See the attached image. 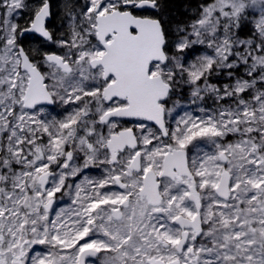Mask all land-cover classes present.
<instances>
[{"label":"snow or ice","instance_id":"obj_1","mask_svg":"<svg viewBox=\"0 0 264 264\" xmlns=\"http://www.w3.org/2000/svg\"><path fill=\"white\" fill-rule=\"evenodd\" d=\"M55 16L0 0V264H264V0Z\"/></svg>","mask_w":264,"mask_h":264},{"label":"trees","instance_id":"obj_2","mask_svg":"<svg viewBox=\"0 0 264 264\" xmlns=\"http://www.w3.org/2000/svg\"><path fill=\"white\" fill-rule=\"evenodd\" d=\"M52 2H53V11L56 13V16L51 20L50 27L52 28L53 31H56L59 34L60 32L66 31V26L62 24L63 4L65 0H52ZM77 2L82 3L83 0H73V3H77ZM190 2L193 5H195L198 2V0H190ZM18 22L25 23V18L21 17L20 19H18ZM23 40H24V46L28 48L31 44L32 38L24 37ZM31 46L35 47L34 44H31ZM48 47L50 48V45ZM52 51L59 53V51L56 50H52Z\"/></svg>","mask_w":264,"mask_h":264},{"label":"rangeland","instance_id":"obj_3","mask_svg":"<svg viewBox=\"0 0 264 264\" xmlns=\"http://www.w3.org/2000/svg\"><path fill=\"white\" fill-rule=\"evenodd\" d=\"M20 18L21 17H18L17 18V22H18V19H20ZM50 49L51 50L59 51V53L64 51V49L58 48V47H56L54 45H50ZM188 88H189V86H187V85L181 86V89H180V93H182L181 102L185 105V107L189 111L192 112L193 115H200V113L198 111H196V105H189V104H187V100H188V96H189ZM61 107H65V106H61ZM70 107H72V106H69V108ZM51 110L53 111V109H51ZM54 112L56 113L57 111L54 110L53 112H49L46 109L45 110V116L48 117L49 119H51L52 117H57ZM60 116H61V114H60ZM62 118H63V116H62ZM45 139H46V137H45ZM229 139H232V137H229ZM79 178L80 177L77 178V182H79ZM68 204H69V197L65 196L62 200L58 201L57 204H55L53 207H54L55 210L58 211L60 207H67ZM53 218H54V216H53ZM37 250H40L39 247H38Z\"/></svg>","mask_w":264,"mask_h":264},{"label":"flooded vegetation","instance_id":"obj_4","mask_svg":"<svg viewBox=\"0 0 264 264\" xmlns=\"http://www.w3.org/2000/svg\"><path fill=\"white\" fill-rule=\"evenodd\" d=\"M55 109L57 112L55 113V115L58 117V118H62V116L64 117L65 115V107H61L60 105H55V106H52L50 109L48 108H44L45 110L47 109L49 112H53L51 109ZM59 114V115H58ZM61 114V116H60ZM134 122H127V126H132ZM89 178L91 179H98L101 175H102V172L99 168H91V169H88L86 170V173H85ZM83 179V176H81L79 178V181Z\"/></svg>","mask_w":264,"mask_h":264},{"label":"water","instance_id":"obj_5","mask_svg":"<svg viewBox=\"0 0 264 264\" xmlns=\"http://www.w3.org/2000/svg\"><path fill=\"white\" fill-rule=\"evenodd\" d=\"M26 36H27V35H26ZM44 107H46V108H51L52 106L48 105V106H44Z\"/></svg>","mask_w":264,"mask_h":264}]
</instances>
